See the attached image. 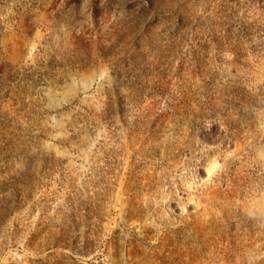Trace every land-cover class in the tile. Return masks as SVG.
I'll return each instance as SVG.
<instances>
[{
  "label": "rangeland",
  "instance_id": "1",
  "mask_svg": "<svg viewBox=\"0 0 264 264\" xmlns=\"http://www.w3.org/2000/svg\"><path fill=\"white\" fill-rule=\"evenodd\" d=\"M0 264H264V0H0Z\"/></svg>",
  "mask_w": 264,
  "mask_h": 264
}]
</instances>
